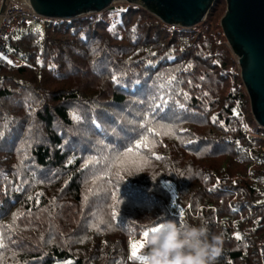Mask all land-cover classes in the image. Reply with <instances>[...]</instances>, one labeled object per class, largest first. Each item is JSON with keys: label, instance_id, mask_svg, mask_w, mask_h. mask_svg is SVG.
Wrapping results in <instances>:
<instances>
[{"label": "trees", "instance_id": "1", "mask_svg": "<svg viewBox=\"0 0 264 264\" xmlns=\"http://www.w3.org/2000/svg\"><path fill=\"white\" fill-rule=\"evenodd\" d=\"M212 19L172 29L124 3L10 33L0 264H143L133 243L169 220L206 221L217 264H263L264 129Z\"/></svg>", "mask_w": 264, "mask_h": 264}, {"label": "water", "instance_id": "2", "mask_svg": "<svg viewBox=\"0 0 264 264\" xmlns=\"http://www.w3.org/2000/svg\"><path fill=\"white\" fill-rule=\"evenodd\" d=\"M117 2L140 7L164 24L192 29L206 21L218 0H30L43 19L73 21L100 14ZM221 27L250 98L252 114L264 129V0H226Z\"/></svg>", "mask_w": 264, "mask_h": 264}, {"label": "clouds", "instance_id": "3", "mask_svg": "<svg viewBox=\"0 0 264 264\" xmlns=\"http://www.w3.org/2000/svg\"><path fill=\"white\" fill-rule=\"evenodd\" d=\"M147 248L145 264H217L222 236L212 233L206 221L178 224L169 220L151 232Z\"/></svg>", "mask_w": 264, "mask_h": 264}, {"label": "built area", "instance_id": "4", "mask_svg": "<svg viewBox=\"0 0 264 264\" xmlns=\"http://www.w3.org/2000/svg\"><path fill=\"white\" fill-rule=\"evenodd\" d=\"M94 15L90 13L80 19H92ZM41 19L43 18L32 8L30 0H0V51L4 40L17 26ZM175 27L171 28L175 29ZM260 251L264 264V241Z\"/></svg>", "mask_w": 264, "mask_h": 264}, {"label": "rangeland", "instance_id": "5", "mask_svg": "<svg viewBox=\"0 0 264 264\" xmlns=\"http://www.w3.org/2000/svg\"><path fill=\"white\" fill-rule=\"evenodd\" d=\"M126 2H117L115 3L116 5H119V4H124ZM114 5V4H113ZM226 11H227V2L226 0H218V3L217 5H215V7L213 8V10L210 11L209 15L207 16V18L210 16V19L211 17L214 18L212 20L216 21L219 23V26L221 27V21L223 19V17L225 16L226 14ZM206 18V20H207ZM98 19H101V17H99ZM205 22V21H204ZM34 23H37V22H34ZM40 25V23H39ZM175 26V25H174ZM222 28V27H221ZM173 29V28H172ZM223 30V29H222ZM228 43V42H227ZM229 45V44H228ZM230 47V46H229ZM231 48V47H230ZM3 50L0 51V55L6 60V61H11L10 64H14V65H18L21 63V60L19 57L17 56H14L8 49H6L5 46L2 47ZM232 50V49H231ZM233 53V51H232ZM234 55V53H233ZM235 58H236V62L238 64V57L236 55H234ZM239 67V65H238ZM240 69V67L238 68ZM240 73H241V70H240ZM249 96V95H248ZM250 100V98H249ZM250 105H251V102H250ZM251 111H252V108H251ZM254 117V116H253ZM255 120V119H254ZM256 122V121H255ZM257 124V123H256ZM173 209L175 211H178V209H176V207H173ZM147 240L148 239H145L143 240L140 244H143L144 246L147 245ZM143 246V247H144ZM141 249V248H139ZM139 249L137 250L139 252ZM71 262L72 263V260H67V261H62V262H57L56 264H66V262Z\"/></svg>", "mask_w": 264, "mask_h": 264}, {"label": "snow or ice", "instance_id": "6", "mask_svg": "<svg viewBox=\"0 0 264 264\" xmlns=\"http://www.w3.org/2000/svg\"><path fill=\"white\" fill-rule=\"evenodd\" d=\"M9 63H11V61H9ZM173 79H175V78L173 77ZM113 80H114V81H117V78L114 76V77H113ZM117 82H118V81H117ZM161 87H163V85H161ZM157 107H159V106H157ZM73 119L79 121L81 118H80L79 116L73 114ZM5 127H7V124H5ZM149 130L151 131L152 129H149ZM140 146H141V142H138V143H137V147L139 148ZM144 146H147L146 138H145ZM131 153H132V149L129 148V149L127 150V152H125L123 155H124L125 157H127V156H128L129 154H131ZM117 159H119V154H118V156H117ZM29 199H31V197H29ZM16 218H17V217L14 215L13 220L15 221ZM9 227H11V226H9ZM158 230H159V227H153V228L151 229V232L158 231ZM143 235H144L145 238H147V237L149 236V232H148V231H145V232L143 233ZM237 238H239V236H237ZM143 246H144L143 244H136V243H133V245H132L133 256L136 257L137 259H141V257L137 256V250H138L139 248H142ZM4 247H5V244H4V237H3L2 232H0V249H3ZM66 264H71V262H70V261H69V262H66ZM143 264H145L144 261H143Z\"/></svg>", "mask_w": 264, "mask_h": 264}]
</instances>
